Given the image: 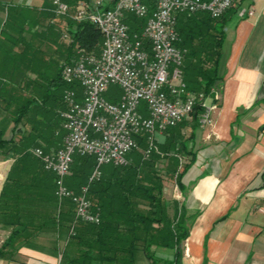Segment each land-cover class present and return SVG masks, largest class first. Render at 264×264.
<instances>
[{
  "label": "trees",
  "instance_id": "obj_1",
  "mask_svg": "<svg viewBox=\"0 0 264 264\" xmlns=\"http://www.w3.org/2000/svg\"><path fill=\"white\" fill-rule=\"evenodd\" d=\"M64 1L72 10L78 2ZM114 1L106 3L105 8L111 7ZM45 7L54 18L51 0L50 6ZM232 8L218 18H212L207 12L176 16L177 45L186 50L182 69L189 91L201 92L205 97L212 95L214 83L221 79L218 74L221 46ZM69 16L64 17L65 29L57 27L54 38L51 40L50 37L51 41L57 40L67 53L57 77L47 86L31 84L29 88L27 84L26 88H0L5 112L8 114L9 106H13L10 113L13 127L9 138L5 137V128L0 125V159L11 157L13 160L0 190V223L12 227L0 247V256L4 250H13L18 239L26 242L38 234H45L54 244L60 235H64L65 245L60 249L63 264H140L141 261L181 264L182 244L195 215L187 216L176 201L168 202L163 198V178L158 164L165 160L166 173L175 171L178 164L175 154L186 149V145L176 141L175 137H180V127L186 120L168 128L165 140L155 143L157 150L152 149L148 156L141 151L146 144L139 138L140 149L127 154L126 165H106L99 178L91 182L88 179L94 159L90 156L73 157L66 185L75 191L88 185L91 207L100 215L96 224L78 220L72 203L68 199H58L54 174L45 170L40 159L32 153L34 147H41L39 140L52 125L51 121L45 122L44 119L51 112L60 118L59 112L64 108L62 93L66 84L60 79L63 66L73 60L77 49L98 53L101 46L102 34L98 28L86 20L76 21ZM125 20L130 30L137 32L145 22V18L133 15H127ZM63 32L68 35L67 43L59 41ZM30 48L32 45H26L19 54ZM57 87L61 88L56 98L58 105L56 108L47 106L52 98L50 91ZM203 111L202 102H195L190 112L193 128L199 124ZM23 120L30 125L28 131L19 129ZM187 166L177 173L178 182Z\"/></svg>",
  "mask_w": 264,
  "mask_h": 264
},
{
  "label": "crops",
  "instance_id": "obj_2",
  "mask_svg": "<svg viewBox=\"0 0 264 264\" xmlns=\"http://www.w3.org/2000/svg\"><path fill=\"white\" fill-rule=\"evenodd\" d=\"M45 6H50V0H0V36L10 21L19 23V30H6L0 71H8L5 67L11 63L12 52L52 40L56 28L63 29L64 18L50 17ZM224 32L218 66L221 79L204 101L213 106L211 122L193 128L191 117L186 119L180 137H175L186 145L175 154V171L166 173L165 160L161 163L164 173L174 177L167 193L163 181V198L176 201L187 216L195 215L182 244L181 264H264V0H239L228 13ZM9 71L17 72L15 68ZM59 119L52 112L44 119L52 123L39 140L46 151L62 143ZM1 124L9 138L11 114L0 113ZM19 129L28 131L30 125L23 120ZM165 135L166 130L156 132L154 144L162 143ZM12 161L11 157L0 159V190ZM186 164L178 182L177 173ZM11 229L0 223V247ZM64 245V235L55 244L45 234L26 242L18 239L13 250H4L0 264H63L60 249Z\"/></svg>",
  "mask_w": 264,
  "mask_h": 264
},
{
  "label": "built area",
  "instance_id": "obj_3",
  "mask_svg": "<svg viewBox=\"0 0 264 264\" xmlns=\"http://www.w3.org/2000/svg\"><path fill=\"white\" fill-rule=\"evenodd\" d=\"M78 0L72 10L64 0H51L54 19L72 17L92 23L102 34L98 53L77 49L63 66L60 79L64 108L59 112L64 135L53 150L34 147L32 153L43 168L54 174L55 195L68 199L78 220L98 223L91 207L88 185L78 191L68 187L73 157L90 156L94 167L88 181L98 179L105 165L127 164V154L140 149L144 156L155 147V133L165 131L190 117L192 107L202 102L199 124H210L213 106L205 105L203 93L187 89L182 69L185 49L177 45L176 16L207 12L222 16L239 0ZM252 13V9L248 14ZM145 18L142 29L131 31L125 18ZM68 39L67 33L62 39ZM120 88L118 98L105 99L109 85ZM144 102V113L139 107Z\"/></svg>",
  "mask_w": 264,
  "mask_h": 264
},
{
  "label": "rangeland",
  "instance_id": "obj_4",
  "mask_svg": "<svg viewBox=\"0 0 264 264\" xmlns=\"http://www.w3.org/2000/svg\"><path fill=\"white\" fill-rule=\"evenodd\" d=\"M61 23L64 26L62 30H64L67 24L66 19L61 20ZM18 24L19 23L17 20H15V22L13 21V23H11L10 21L8 24H6L3 33H1L0 36V49L4 48L3 38L6 36V30L11 27L16 29L19 28ZM63 40L59 39L61 43H67L68 41V39L64 38ZM66 56L67 53L64 51L63 48L60 47L59 42L57 40H44L43 42H40V44L33 43L32 49L30 48L29 51L23 56H21L19 53L12 52L10 54L11 63L8 67H5L6 69L8 68V71H0V83L4 85V87L1 88L3 90L8 89L9 87H7L6 85L9 83L17 85L22 84L23 86L25 83L29 85L43 84L44 86H47L50 83L51 79L57 77L58 70L60 69L61 64L64 63ZM13 68L17 70L16 73H12L9 71V69L12 70ZM26 86H24V88H26ZM50 92L52 93V98L51 101L47 102V106H52L53 108H56V106L58 105V99L56 98L60 94L61 88L57 87L56 90H51ZM27 93H29V91H27ZM102 96L107 100L110 97L118 98L120 96V88L115 84H111L109 85L107 91L102 94ZM34 98H36V96H34ZM2 101L3 97H0L1 115L5 111L3 109ZM143 107L144 102H141L139 110L145 115ZM12 109L13 106L10 107V110H8L7 112L10 114L12 112ZM103 167H106V165ZM159 167L161 168L160 173L165 183V192L167 193L168 189L171 188V183H173L174 177L170 174L164 173L161 164L159 165Z\"/></svg>",
  "mask_w": 264,
  "mask_h": 264
}]
</instances>
